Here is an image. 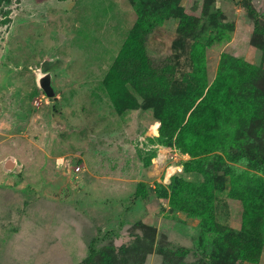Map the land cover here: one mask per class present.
<instances>
[{
  "label": "rangeland",
  "instance_id": "rangeland-1",
  "mask_svg": "<svg viewBox=\"0 0 264 264\" xmlns=\"http://www.w3.org/2000/svg\"><path fill=\"white\" fill-rule=\"evenodd\" d=\"M263 159L264 0L0 1V264H264Z\"/></svg>",
  "mask_w": 264,
  "mask_h": 264
},
{
  "label": "trees",
  "instance_id": "trees-1",
  "mask_svg": "<svg viewBox=\"0 0 264 264\" xmlns=\"http://www.w3.org/2000/svg\"><path fill=\"white\" fill-rule=\"evenodd\" d=\"M1 1V0H0ZM247 8L250 9V6L247 5ZM144 28L143 22L138 21L137 26L135 28V30L130 34V36L128 37V39L125 41L122 49L120 50L115 63L113 65V67L111 68L110 73H116V71H118L120 65L122 63L125 62V60L128 58V56L132 57L135 61L136 60H140L143 58V63L145 62V57H143L142 54V49L139 46L140 42H139V31L138 29ZM141 72H144L143 70H140ZM160 81V80H159ZM189 87H191V85H188ZM203 85H201V83H199L196 87V89H191L188 88V90L180 95V97L178 98V101H173L170 104V108H165L162 107L163 110H156V113L161 121V125L160 128H174L179 120L181 119L180 116L181 114L185 111V109L183 108H192L193 103L195 102V100H197L200 95L202 94V90H203ZM211 90H213L211 88ZM109 91L111 94V99L114 102L115 105H117V97L115 94L116 90L114 88V86H110L109 85ZM196 94V95H195ZM210 94V93H209ZM210 96L207 95V99H209ZM201 105L203 106L204 103H201ZM201 105H197L196 107V112L197 113H205L206 108L202 107ZM180 118V119H179ZM174 121H176V123L174 124ZM195 140L191 141V144H189V146H193V144L198 143L200 141L199 138H193ZM264 161V159H263ZM243 198V197H242ZM257 197L256 196H245L243 198V206H244V213H243V225L248 226V224H250L251 226V230L252 233L254 232L253 229L255 228L252 225V222L255 220L258 223L260 222V219H263L264 216V206L262 205H256L255 201H257ZM264 204V202H262ZM200 212V207H198L197 209H195V211L193 212V214H197ZM257 223V224H258ZM261 223V222H260ZM239 244L242 245V249L244 252V256L245 258H248L251 262H256L258 260V258L260 257L261 254V244L260 242H257L254 237L249 240L246 243L243 242H239Z\"/></svg>",
  "mask_w": 264,
  "mask_h": 264
},
{
  "label": "water",
  "instance_id": "water-1",
  "mask_svg": "<svg viewBox=\"0 0 264 264\" xmlns=\"http://www.w3.org/2000/svg\"><path fill=\"white\" fill-rule=\"evenodd\" d=\"M51 78H52L51 71L45 72L39 75L37 78V83L39 87L44 91V93L48 97H53L55 95V92L51 85ZM4 165L7 169H12L15 163L13 162V160L9 159L4 163Z\"/></svg>",
  "mask_w": 264,
  "mask_h": 264
}]
</instances>
